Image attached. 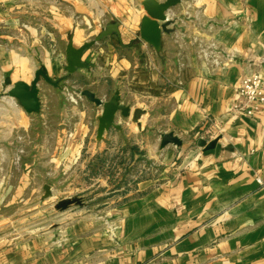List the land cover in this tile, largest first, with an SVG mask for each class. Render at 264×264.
Returning a JSON list of instances; mask_svg holds the SVG:
<instances>
[{"label": "crops", "instance_id": "obj_1", "mask_svg": "<svg viewBox=\"0 0 264 264\" xmlns=\"http://www.w3.org/2000/svg\"><path fill=\"white\" fill-rule=\"evenodd\" d=\"M143 1L0 0V264H264V104L231 110L242 77L264 80V0H180L159 51L139 38ZM110 23L120 34L85 50L86 66L68 75L69 41L80 47ZM211 41L217 57L202 56ZM38 69L58 84L39 83L41 109L29 114L8 91ZM72 81L105 100L119 90L122 103L146 107L142 135L173 132L181 146L159 142L155 154L136 143L154 172L126 174L131 122L117 117L121 129L97 141L101 109L68 103ZM214 138L218 155L198 146ZM110 182V196L93 187ZM46 185L49 198L82 203L54 215Z\"/></svg>", "mask_w": 264, "mask_h": 264}, {"label": "water", "instance_id": "obj_2", "mask_svg": "<svg viewBox=\"0 0 264 264\" xmlns=\"http://www.w3.org/2000/svg\"><path fill=\"white\" fill-rule=\"evenodd\" d=\"M180 0H144L141 5L144 9L145 15L142 17L139 26V38L145 43L152 46L156 51L160 50L161 37L163 33H170L172 29L169 26L174 22L169 19L167 13L171 8L177 6ZM112 34H120L118 23H110L102 29L90 41L84 43L80 47H74L72 41L66 46L65 57L66 65L65 71L68 75L74 74L78 69L84 68L86 63L82 60V54L85 50L91 48L93 45ZM45 81L48 84L57 85V82H52L42 69H38L30 84L23 81L15 82L8 91V96L14 98L22 106L26 113H39L41 103L39 99V83ZM82 97L100 107L101 112L97 117L96 140H104L105 134L112 128L121 129V126L116 123L117 117L128 119L131 122V127H134L139 132H142V118L147 114L146 107L131 108L130 106L121 102V95L119 90H115L113 94L106 100L97 97L88 89L81 91ZM219 138H214L210 141L206 139H199L198 146L203 151H213L218 155ZM182 140L173 132L164 133L160 139V149L168 145L180 147ZM45 198L51 196L50 187H44ZM82 200L78 197H66L54 204V209L58 211H65L72 205H80Z\"/></svg>", "mask_w": 264, "mask_h": 264}, {"label": "rangeland", "instance_id": "obj_3", "mask_svg": "<svg viewBox=\"0 0 264 264\" xmlns=\"http://www.w3.org/2000/svg\"><path fill=\"white\" fill-rule=\"evenodd\" d=\"M71 85H73V86H75L76 88H78V89H80L81 87H80V84L79 83H77V82H71L70 83ZM65 85H67V84H65ZM64 85V86H65ZM68 87V89H72V87L71 86H65L64 88H63V91H64V89L65 88H67ZM113 91L114 90H112V91H110V96L112 95V93H113ZM149 92H151L152 93V91L150 90ZM153 94V93H152ZM64 95H65V98H66V94H65V91H64ZM66 101L69 103V101L67 100V98H66ZM72 105H74V104H72ZM162 119V118H161ZM160 117L158 116L157 117V119H156V122H155V129H157V128H159V127H162L163 126V123L162 122H160ZM157 126H159V127H157ZM132 132H127V134H128V136L127 137H125L122 141L126 144V145H128V147H130V152H132L133 153V155H134V157L133 158H131L130 160H127L128 159V157L129 156H125L126 158H125V162L127 163V164H129L128 163V161H130L132 164L131 165H128V166H125V169H126V171H125V173L126 174H129L130 176H138L137 174H138V172H146V173H151V172H154V169H153V165H152V162H151V160L150 159H148L147 158V152H145L143 149H141L140 150V148H138V147H135L136 146V143H139V142H141V141H143V143H145V144H148V146H150V144L153 146V150H154V153L156 154L157 152H158V149H157V143H159L160 142V139H161V137H159V135H157V137L155 136V135H153L154 133H150V134H148L147 136L146 135H142V133L141 132H137V130L136 129H134V127H132ZM114 141H120V139L119 138H115V140ZM126 145H123V147H126ZM121 152L119 151V154H120ZM119 159H122V157H119L118 158V160L116 161L117 162V164H115L114 166H115V168H117V169H122V165L120 164V161L121 160H119ZM124 161V160H123ZM144 167V168H143ZM112 170V171H114L112 174H114L115 173V175L116 174H119V176L120 175H122V171H119V170ZM74 170V168L72 167L71 168V170L70 171H73ZM103 173H109L110 174V172H108V171H104ZM118 176V175H117ZM115 177V176H114ZM115 180V182H118L117 181V178H115L114 179ZM122 181V180H121ZM113 184H114V182H110V183H108V186L107 187H109V190H106V188L107 187H101V186H98V185H95V186H93L95 189H96V192L97 193H104V192H109V196L110 195H112L113 193V189H116L117 187L114 185L113 186ZM116 184V183H115ZM104 196H102V197H104L103 199H99V198H97V199H99V200H97V199H94V198H91V196L89 197H86V200L88 201V202H90V205H96V204H98V203H101L103 200H105L106 198L105 197H107V195H105V194H103ZM61 196H64V194H60V195H58L56 198H48V205H50L51 207H50V210H51V212L53 213H55L54 215H56L57 213H59V212H63V211H58V210H55L54 209V204H55V202H57V201H59V200H61V199H63V198H61ZM68 197V196H67ZM72 197H77V196H72ZM64 198H66V197H64ZM71 208H75L76 207V205H72V206H70ZM69 207V208H70ZM68 208V209H69ZM66 211V210H65ZM56 217V216H55ZM29 221H28V224H32L36 219H28Z\"/></svg>", "mask_w": 264, "mask_h": 264}, {"label": "built area", "instance_id": "obj_4", "mask_svg": "<svg viewBox=\"0 0 264 264\" xmlns=\"http://www.w3.org/2000/svg\"><path fill=\"white\" fill-rule=\"evenodd\" d=\"M189 7V5H188ZM189 8H186L188 10ZM191 14L188 11L185 12L184 23L189 20ZM196 18V16H194ZM196 26V24H193ZM197 40H200L199 37ZM200 52L204 57H217V47L215 42H209L207 45L201 44ZM225 59L227 62L233 60L232 54H226ZM72 89L65 88L66 98L71 104H78L79 101L83 99L81 95V89L70 85ZM105 100V99H103ZM264 104V80L259 72H254L252 74L246 75L241 78L239 84L235 90V100L231 106V110L234 113H243L246 115H253L259 111L260 107ZM259 180V179H258Z\"/></svg>", "mask_w": 264, "mask_h": 264}]
</instances>
